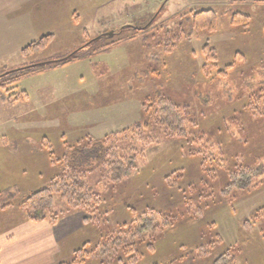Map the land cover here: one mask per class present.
<instances>
[{"label":"rangeland","instance_id":"rangeland-1","mask_svg":"<svg viewBox=\"0 0 264 264\" xmlns=\"http://www.w3.org/2000/svg\"><path fill=\"white\" fill-rule=\"evenodd\" d=\"M75 6L79 22L63 27L35 54L0 65L3 74L78 51L74 62L9 76L15 79L9 89L28 96L10 110L0 105V125L11 120L15 128L6 136L18 149L6 169L0 158V184L9 164L13 187L4 193L0 186V233L22 217L16 204L28 190L45 188L61 174L55 162L66 147L141 122L142 105L165 98L186 116L188 137L138 146L143 154L123 182L89 176L103 199L91 222L86 212L68 211L55 195L52 212L60 220L78 215L74 227H80L62 241L57 264H70L80 249L98 255L83 264H128L125 245L113 241L129 240L128 233L150 212L175 224L142 234L138 264H212L226 250L237 264H264V215L254 218L264 208V175L254 176L245 189L226 188L237 167L264 165V109L253 99L264 80V0H76ZM208 8L217 15L215 31H196L183 13ZM152 19L135 34L134 28ZM111 42L118 45L101 47ZM206 45L216 52L214 68L206 62ZM17 114L25 123L22 131L13 124ZM104 246L109 253H101Z\"/></svg>","mask_w":264,"mask_h":264},{"label":"trees","instance_id":"trees-1","mask_svg":"<svg viewBox=\"0 0 264 264\" xmlns=\"http://www.w3.org/2000/svg\"><path fill=\"white\" fill-rule=\"evenodd\" d=\"M183 14L192 17L193 28L196 31H215L216 29L217 15L212 9H193ZM244 18L246 19L247 17ZM153 22L144 28H134L135 34L147 30ZM233 23H236V21L234 20ZM243 26H247L246 21L243 23ZM50 38L51 36L43 37L37 43H33L24 49L22 53L28 54L43 49ZM204 54L209 66L216 67L217 56L215 50L206 45L204 47ZM76 56L77 52L66 57L65 61L74 59ZM207 63L204 65L205 73L208 71ZM39 66L35 65L0 74V91H2L0 101L14 102L24 99L26 94L13 93L9 89V86L15 80L9 78V76L15 73H21L24 76L37 72L41 69V67L38 68ZM231 67L232 65L228 66L227 69ZM26 70L27 72H24ZM259 86V92L254 95L253 99L257 105H263L264 109V80ZM142 108L143 120L145 119V122H142L143 120L141 122L138 121L130 127L110 133L102 138L87 136L76 144L66 147L63 157L55 162L62 165L61 174L53 178L47 187L30 193L29 196L20 201L18 207L24 213L26 219L35 223L48 222L52 226L56 225L60 220V215L54 214L51 209L54 196L59 195L67 205L68 211L86 212L91 217L88 222L93 221L97 216L96 214L100 212L103 199L99 194L94 192L93 187L88 181L89 176L99 174L100 179L104 181L110 183L123 182L131 177L136 168L137 157L143 154L142 149H138V146L159 145L163 139L188 137L186 116L170 100L158 98L153 106L142 105ZM190 123L194 124L193 122ZM201 139L202 136L193 140L196 142V140ZM47 148H49L48 143ZM51 163H53V159H51ZM261 175H264L263 164L256 168L239 166L235 173H229V178L234 179V181L226 188L228 190L232 187L245 189L249 186L254 176L258 177ZM12 195L10 193V197ZM263 215L264 208L260 209L254 218H259ZM174 224L172 218L166 219L157 212H150L138 221L133 231L128 233L130 235L129 240H126V236H123L124 238L118 236L113 243L116 247L125 245L123 253L128 260V264H138L142 255L136 249V242L140 241L142 234L154 232L158 228L169 229ZM247 225L248 227L250 226L248 222ZM217 243L219 244L220 240ZM147 247L149 252H153L155 249L153 244H148ZM105 252H110L106 246L103 247L101 253ZM76 253L79 256L74 258L70 264H83L86 261L85 259L89 257H98L94 253L85 252L83 254V250L81 249ZM212 264H237V260L231 250H226L215 258Z\"/></svg>","mask_w":264,"mask_h":264},{"label":"crops","instance_id":"crops-1","mask_svg":"<svg viewBox=\"0 0 264 264\" xmlns=\"http://www.w3.org/2000/svg\"><path fill=\"white\" fill-rule=\"evenodd\" d=\"M75 4L76 0H0V65L25 58L26 55L35 54V52L23 54L22 51L46 36H51L50 42L54 34L63 27L73 22H79L80 13L76 9ZM51 7H55V14L54 8L51 9ZM61 7L62 9L58 11L57 9ZM112 43L101 47L108 49L122 43V41H118V44L115 45H112ZM67 55L69 54L56 56L54 60L31 63L28 66L20 68L42 65L38 67H41L37 71L40 72L43 69L49 68V66L55 67L78 60V58H74L65 61ZM2 70L0 69V71ZM24 72H27V70ZM27 75L29 74L24 76L26 77ZM20 93L26 94V97L14 102L0 101V105L3 104L7 110H10L15 104L17 105L20 102L26 101L28 94L25 91H21ZM13 118L15 119L13 124L18 127L19 131H22L20 128L25 126V123L18 122L21 116L17 114L13 115ZM136 122H133V124ZM0 126L1 128L3 127L0 130V158L5 161L6 169L7 160L10 161L18 152L17 141L9 139L6 136L8 129L15 128L11 125L10 119L4 123L2 122ZM8 166L10 167L9 164ZM9 167L7 168V172L6 170L4 171V180L0 184V186L6 187L1 191L4 193L13 189V187H10L9 173L11 171ZM42 188L44 187L38 189L31 188L33 190L30 189L28 191L32 193ZM19 203L18 201L16 205L19 206ZM0 210L4 211L3 208H0ZM21 213L22 217L18 218L7 230L0 233V264L59 263L58 258L61 253V246L63 245L62 241H65L80 229V227H74L76 219L79 218L78 215L73 214L61 219L57 225L50 226L46 222L35 223L28 221L24 213L22 211ZM63 222L69 223L70 226L65 228V223Z\"/></svg>","mask_w":264,"mask_h":264},{"label":"water","instance_id":"water-1","mask_svg":"<svg viewBox=\"0 0 264 264\" xmlns=\"http://www.w3.org/2000/svg\"><path fill=\"white\" fill-rule=\"evenodd\" d=\"M153 20V19H152Z\"/></svg>","mask_w":264,"mask_h":264}]
</instances>
